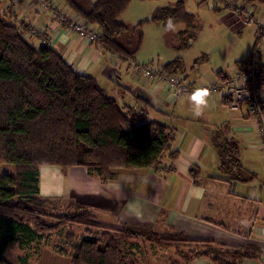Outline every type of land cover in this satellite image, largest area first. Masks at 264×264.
<instances>
[{"label":"trees","instance_id":"trees-1","mask_svg":"<svg viewBox=\"0 0 264 264\" xmlns=\"http://www.w3.org/2000/svg\"><path fill=\"white\" fill-rule=\"evenodd\" d=\"M129 2L64 0L71 13L97 31V42L89 44L102 46L131 66L141 47L140 26L145 22L165 30L182 24L174 50L179 53L190 47L197 27L182 0L155 8L149 19L133 27L120 20ZM33 36L45 39L42 34ZM262 37L264 27L250 55L237 61L235 67L244 71L256 66L257 79L264 88L256 52ZM201 60L206 59H197L190 69ZM161 69L168 75H183L186 70L180 57ZM131 95L134 104L118 102L94 77L78 73L45 41L39 47L30 44L5 20L0 1V166H10V172L0 177V264H9L4 253L15 243L23 246L65 229L70 230L65 246L55 247V251L70 264H141L139 252L146 245L172 249L175 258L169 264H190L198 258L213 264H239L256 256L251 250L229 251L212 242L192 241L182 232L158 234L137 225L107 228L80 203L39 195L41 166L62 170L81 166L90 176L107 183L115 179L116 170L156 168L165 157L171 163L177 159L178 153L172 151V130L149 119L145 102L137 94ZM215 147L219 169L227 179L244 184L255 181L256 175L239 160L235 140H216ZM74 227L82 229L77 241L71 231Z\"/></svg>","mask_w":264,"mask_h":264},{"label":"crops","instance_id":"crops-1","mask_svg":"<svg viewBox=\"0 0 264 264\" xmlns=\"http://www.w3.org/2000/svg\"><path fill=\"white\" fill-rule=\"evenodd\" d=\"M0 1L5 20L30 44L39 47L45 41L74 70L94 77L120 103L134 104L131 93L137 94L149 109L148 118L172 130V151L178 153L172 163L165 157L156 168L116 170L115 179L107 183L90 176L81 166L67 170L41 166L39 195L42 198L80 203L90 208L97 222L107 228L137 225L149 227L158 234L182 232L192 241L212 242L229 251L255 252V257L239 264H264V152L258 148L257 128L244 110L228 111L223 96L217 93L208 96L206 106L197 113L188 96L175 97L162 83L145 79L117 55L98 44L81 40L41 2ZM48 1L55 10L73 14L64 0ZM226 1L250 13L258 22L251 29L252 26L242 25L234 12L209 2L213 11H225L223 20L233 34L235 45L246 39V31L247 35L252 34L250 50L236 59L235 53L241 50L236 47L223 54L221 61H217L219 64L208 61L212 73L184 65L186 70L181 76L187 82L202 84L232 75L235 63L250 55L256 35L264 27V0ZM28 26L42 29L45 39L31 35ZM256 49L264 75V38ZM180 53L176 57L182 59L183 53ZM261 96L264 99V88ZM226 139L238 143L239 160L247 171L257 176L255 181L235 182L220 171L215 142ZM61 259L60 264H68ZM22 263L28 264L29 260ZM190 264L213 263L198 258Z\"/></svg>","mask_w":264,"mask_h":264},{"label":"rangeland","instance_id":"rangeland-1","mask_svg":"<svg viewBox=\"0 0 264 264\" xmlns=\"http://www.w3.org/2000/svg\"><path fill=\"white\" fill-rule=\"evenodd\" d=\"M177 0H130L127 10L122 14L120 20L129 27H133L142 20H147L151 17L152 11L155 8H164L173 6ZM185 10L195 17V24L197 27L196 36L192 40L191 46L182 54L183 65L190 66L201 57L206 60H201L194 69H201L204 72L212 73L211 65L208 61L219 64L223 58V54L232 51L236 47L241 50L235 53L236 59L249 52L253 36L246 34V39L239 41L235 45L230 29L225 26L223 12L212 10V6L207 0H183ZM221 8V5L219 6ZM255 26H252L253 29ZM261 27L257 28L258 32ZM183 29L182 24H176L171 29L165 30L157 24L152 22H145L140 26L142 33V43L140 50L134 57L137 64H147L154 60L158 64H166L177 56L174 47L177 46V32ZM236 38L239 36L235 35ZM257 38V35H256ZM264 38V37H262ZM261 38V39H262ZM129 39L124 38V41ZM259 40V42L261 41ZM258 42V43H259ZM259 45V44H258ZM256 52L258 50L256 49ZM180 53V54H181ZM260 56V55H259ZM134 67V65H132ZM254 68H257L254 66ZM123 75V73H121ZM152 82H154L152 80ZM0 166V177L10 172V166ZM257 179V176H256ZM76 236V241L81 238V227H74L71 230ZM70 230H64L60 234H52L45 236L42 240L24 244L21 246L19 242L12 247L7 248L4 253V259L9 264H23V260H29L28 264H60L59 257L63 262L70 264L67 257L57 254L55 247L65 246V235ZM18 238V237H17ZM44 255L46 257L42 258ZM140 261L142 264H169V260L175 258L172 249L142 248L139 252ZM58 260V262H57ZM69 261V262H68Z\"/></svg>","mask_w":264,"mask_h":264},{"label":"built area","instance_id":"built-area-1","mask_svg":"<svg viewBox=\"0 0 264 264\" xmlns=\"http://www.w3.org/2000/svg\"><path fill=\"white\" fill-rule=\"evenodd\" d=\"M213 5L222 6L228 11L234 12L240 23L244 26H258L257 20L250 15L235 8L226 0H207ZM45 9L53 11V15L62 24L76 34L78 38L94 43L98 40L97 31L89 28L86 22L81 21L75 14L66 15L59 10L51 9L52 5L48 0H39ZM28 32L32 35H40L42 29L28 26ZM145 79L157 81L172 92L175 97L188 96L193 90L199 88L207 91L208 96L221 94L225 100V107L228 111L239 112L244 110L249 120L257 128V143L260 151L264 152V99L261 96L262 85L257 79L258 69L254 66L244 71L237 68L230 76H221L202 84L187 82L181 75H168L162 72L161 65L157 60L147 64H134L133 67Z\"/></svg>","mask_w":264,"mask_h":264},{"label":"clouds","instance_id":"clouds-1","mask_svg":"<svg viewBox=\"0 0 264 264\" xmlns=\"http://www.w3.org/2000/svg\"><path fill=\"white\" fill-rule=\"evenodd\" d=\"M207 91L202 89L193 90L187 97L188 102L191 103L197 113H199L207 104Z\"/></svg>","mask_w":264,"mask_h":264}]
</instances>
